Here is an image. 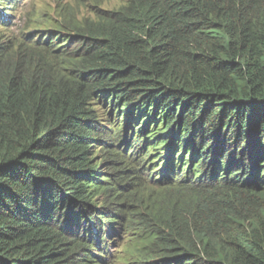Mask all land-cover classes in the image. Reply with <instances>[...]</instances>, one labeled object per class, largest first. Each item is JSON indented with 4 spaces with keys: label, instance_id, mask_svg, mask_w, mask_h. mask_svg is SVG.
Wrapping results in <instances>:
<instances>
[{
    "label": "trees",
    "instance_id": "trees-1",
    "mask_svg": "<svg viewBox=\"0 0 264 264\" xmlns=\"http://www.w3.org/2000/svg\"><path fill=\"white\" fill-rule=\"evenodd\" d=\"M80 1L93 20H56L75 49L53 48L61 34L44 54L0 39V264H104L111 230L126 259L138 233L151 237L139 264H264V0ZM98 102L130 129L141 111L163 120L202 180L170 190L179 179L164 177L162 207L131 194L152 174L125 155L129 129L105 132Z\"/></svg>",
    "mask_w": 264,
    "mask_h": 264
},
{
    "label": "rangeland",
    "instance_id": "rangeland-1",
    "mask_svg": "<svg viewBox=\"0 0 264 264\" xmlns=\"http://www.w3.org/2000/svg\"><path fill=\"white\" fill-rule=\"evenodd\" d=\"M95 2L98 3V6L101 7L103 10H111V11L118 9L123 4L125 5V0H94V3ZM82 3L80 0L79 1L78 0H34V3H33L34 12L31 18L33 22V27L32 29L31 28L30 29L34 31L35 30L39 31L40 33H37V32H34V33L38 35H42V37L44 38L49 33H52L54 35L53 39H56V42H58L59 34H56V32L59 31L58 30L59 24L56 23V20L59 19V21L61 22L63 21V18L65 21H67L68 18H71L72 20H74L75 24L80 25L83 22V19L85 18H91V20L94 19L95 12H91L89 8H86V4H84V2ZM64 6H66V8L63 10ZM69 35L70 33L63 34L62 35L64 38L63 40L66 42H63L60 40L61 45L59 44L56 46L53 45V48L57 50H66V51L75 49V46L77 48L78 45H72L70 43L71 37H73L74 34H71V36ZM8 39H9L8 36L1 37V40L3 42L8 43V45L12 47L14 51L17 52V50L19 49L18 46L20 45V43L11 44L10 42H7ZM41 51H42V54H44L43 50ZM95 108L98 112L101 123L105 125V130H106L105 132L107 134L114 135L115 137V135L118 132L123 131V129H129V130H124V131H126L127 135H132L130 138L131 144L134 143V148H136L137 153H139L140 150L142 151V153H140L141 155L138 157V161H141L142 159L146 158V162H147L146 164H150V165L152 164V166L156 165L150 168V170H152V172L154 173L153 176H155L157 180L160 177H162L164 175L160 167L162 159L159 158L158 152L159 150H165V148L168 147V145H171L170 147H172V145H175L176 147L175 149L178 152L179 146L183 143L182 139H180V135L179 134L173 135L174 133L171 134V131L167 129V126H168L167 123H164L163 120H161L160 118L158 119L156 116H152L151 118L154 117L156 123L150 124L149 131L146 135V137H149V138L145 139V137H143L139 133V131H141L142 128L138 130V126L140 125L145 126L146 123H148L151 120V118L146 120V118H148V112H146V110L140 112L139 118H142V119L139 120L137 115L134 116L135 117L134 121L138 119V123L136 124L135 128L132 127V129H130L131 127H129V124H127L128 121L130 122V120H128L129 115H125V113L120 111L121 109L108 106L106 102L104 103L98 102L97 105L95 104ZM126 125L128 126V128L126 127ZM130 130L132 131L134 130L132 134ZM96 148H97L96 151H94L93 163L100 165L101 172H106V170L108 168H111V166L109 167L110 164L108 162L106 164L104 163L103 165V162L105 161V159L102 160L103 158L102 156L103 154H107V151L111 147L99 145ZM137 149H140V150H137ZM192 154L193 152H191L190 154L188 149H186L183 154L177 153L175 154L174 158L173 157L171 158L174 162L175 161L177 162V164L175 162L176 168L180 170L181 173L179 176H182V177L179 178L178 184L173 186L174 188L170 190H176L177 188L181 186H186L188 185V182H191L190 180H194V182L196 181L199 182L202 180V177L199 176L201 170H199L198 168H195V164L191 163ZM136 190L137 189L135 188L128 189V191H130L131 194H132L131 191H133L136 194L142 195L146 197V199L155 201V203L160 207H162L163 205L162 203L164 202L163 201L164 197H162V195H166L168 192V189H165V188L161 190H156L154 186L148 183H147V187L140 188V192L138 190L136 192ZM160 194L162 195L160 196ZM171 199H173L174 202H177L174 196ZM124 204L127 205V202L122 203V205ZM101 207H103V204L101 205ZM113 207H116V205H113ZM110 221L112 222V220ZM109 228L114 229V223L110 224ZM132 240H133V243H132V248H131L130 253H132L131 255L133 257V260L130 259V257L126 259L125 256L122 255V253H124L126 249V247H124L119 252L120 256H118V259H117L118 263L120 262V264H139L138 258L136 257L134 253L138 254L140 250H142L143 247L151 241V237L148 238L142 233H138L136 237H134ZM129 259H130V262L126 263L125 261L127 260L129 261Z\"/></svg>",
    "mask_w": 264,
    "mask_h": 264
},
{
    "label": "clouds",
    "instance_id": "clouds-1",
    "mask_svg": "<svg viewBox=\"0 0 264 264\" xmlns=\"http://www.w3.org/2000/svg\"><path fill=\"white\" fill-rule=\"evenodd\" d=\"M33 3H34V0H0V39H1V37L8 36L9 39L7 40V42H10L11 44L20 43V45L18 46L20 48H23L25 45V46H30V47L36 46V48H40L41 50H44L48 46L49 42H51L49 39L51 38L52 33H49L44 38V37H42V35H38V34L34 33V32L40 33L39 31L31 30L33 27V22L31 19L33 16V12H34ZM30 24H32V25H30ZM56 34L63 35L62 31H61V33H60V31H58V32H56ZM3 43L8 45V43H6V42H3ZM128 136H132V135H128ZM125 144L127 145V143H124V144H122L123 146L122 145L120 146L122 148V150H123L124 146H126ZM125 150H127V151H125ZM125 150H123V151L129 159L136 161V162H140V161H138V157L141 155L140 154L141 151H139V153H137L136 148H134V143L131 144V142H130L127 145ZM137 150H139V149H137ZM170 152L171 151L168 152L170 154V156L166 155L165 161H168V162L173 161L171 159L172 156H171ZM175 154H177V151ZM164 165H165V162H163L161 160L160 167H161V169H162L161 171H163L164 175L162 177H160L158 180L155 178V176H153L154 173L152 172V170H150L151 167H154L156 165L152 166V164L151 165L147 164L146 166L148 168L142 170L143 171L142 173H145L147 175L152 174L151 175V182L148 181V179L146 177H144V181L146 184L148 183V184L154 186L156 190L158 189V188H156L157 183L162 181L164 179V177L168 178V182L171 180L175 181V180L180 178L179 175L181 172L179 169L176 168L174 161H173V167L168 165V167L163 168ZM155 180H157V181H155ZM119 232L120 231H117V230H111V231H108L106 233V237L104 239L105 243L110 242V241H115V245H114L115 248L113 247L112 253L110 254V256L107 257L105 260H103L105 262L104 264H113L114 259L118 256L120 250L122 249V246H123L125 241H120L118 239ZM96 234L99 235L100 238H104V237H102V233H100L99 231ZM96 239H97V237H96ZM98 246L99 245H97L96 248Z\"/></svg>",
    "mask_w": 264,
    "mask_h": 264
}]
</instances>
